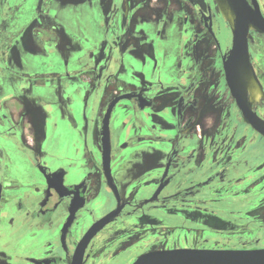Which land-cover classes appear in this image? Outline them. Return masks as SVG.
I'll list each match as a JSON object with an SVG mask.
<instances>
[{"label":"flooded vegetation","instance_id":"flooded-vegetation-1","mask_svg":"<svg viewBox=\"0 0 264 264\" xmlns=\"http://www.w3.org/2000/svg\"><path fill=\"white\" fill-rule=\"evenodd\" d=\"M245 1L247 57L215 0H0V264H74L113 213L82 264L264 249V134L239 104L264 122V97L238 87L250 69L264 93V0Z\"/></svg>","mask_w":264,"mask_h":264},{"label":"water","instance_id":"water-1","mask_svg":"<svg viewBox=\"0 0 264 264\" xmlns=\"http://www.w3.org/2000/svg\"><path fill=\"white\" fill-rule=\"evenodd\" d=\"M236 9L237 23L235 33L234 53L240 49L244 51L247 57V33L248 23L253 22L245 16L247 4L245 0H229ZM254 24L264 29V25L256 19ZM234 81V77L229 80ZM234 95L238 97L235 86H232ZM116 101L111 105L105 119V129ZM239 104L245 116L250 123L261 133L264 134V122L252 113L247 105L239 99ZM109 148H106L105 165L109 166ZM109 172V170H108ZM116 213L110 214L106 218L100 220L85 237L82 245L76 254L74 264H82L83 252L95 233L100 230ZM72 218V217H71ZM133 264H264V249L254 250H225V249H173L151 251L140 255Z\"/></svg>","mask_w":264,"mask_h":264},{"label":"bare ground","instance_id":"bare-ground-1","mask_svg":"<svg viewBox=\"0 0 264 264\" xmlns=\"http://www.w3.org/2000/svg\"><path fill=\"white\" fill-rule=\"evenodd\" d=\"M220 11L227 21L232 24L233 29L236 27L237 16L232 3L229 0H215ZM238 87L242 94L247 97L251 106L260 103L264 97L263 89L258 80L254 77L250 69L244 72L241 83L238 79Z\"/></svg>","mask_w":264,"mask_h":264},{"label":"rangeland","instance_id":"rangeland-1","mask_svg":"<svg viewBox=\"0 0 264 264\" xmlns=\"http://www.w3.org/2000/svg\"><path fill=\"white\" fill-rule=\"evenodd\" d=\"M63 13V12H62ZM61 13V14H62ZM64 15H65V12L63 13ZM63 14L61 15V16H63ZM223 14V13H222ZM224 16V15H223ZM65 19H66V16H63ZM225 18V17H224ZM225 20L227 21V19L225 18ZM228 23H229V25L231 26L232 24H230V22L229 21H227ZM232 27V26H231ZM113 85V84H112ZM153 239L154 238H151V240L153 241ZM137 243H139V240L137 241ZM142 243V242H141ZM163 247V245H162V242H161V244L160 243H151L149 246H147L146 245V247L145 248H140L139 246H137V250H136V252H134V253H132V251H131V253H129V258H134V257H136V256H138V255H140V253H142L143 251H148V252H151V251H154V250H156V249H158V248H162Z\"/></svg>","mask_w":264,"mask_h":264},{"label":"crops","instance_id":"crops-1","mask_svg":"<svg viewBox=\"0 0 264 264\" xmlns=\"http://www.w3.org/2000/svg\"><path fill=\"white\" fill-rule=\"evenodd\" d=\"M26 45L30 46L31 49L35 48L36 50H38V44H36L33 40H31V38L25 40Z\"/></svg>","mask_w":264,"mask_h":264}]
</instances>
